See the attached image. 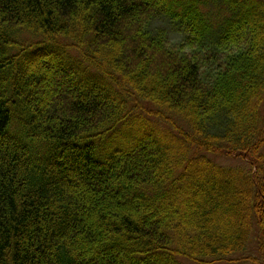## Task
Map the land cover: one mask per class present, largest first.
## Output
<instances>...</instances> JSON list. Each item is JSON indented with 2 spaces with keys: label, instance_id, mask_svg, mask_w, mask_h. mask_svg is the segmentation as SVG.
Listing matches in <instances>:
<instances>
[{
  "label": "trees",
  "instance_id": "trees-1",
  "mask_svg": "<svg viewBox=\"0 0 264 264\" xmlns=\"http://www.w3.org/2000/svg\"><path fill=\"white\" fill-rule=\"evenodd\" d=\"M185 260L264 264V0H0V264Z\"/></svg>",
  "mask_w": 264,
  "mask_h": 264
},
{
  "label": "rangeland",
  "instance_id": "rangeland-1",
  "mask_svg": "<svg viewBox=\"0 0 264 264\" xmlns=\"http://www.w3.org/2000/svg\"><path fill=\"white\" fill-rule=\"evenodd\" d=\"M148 30L156 35L160 34L164 36L166 39H168L171 43H178L181 40V34L174 29V27L168 23L167 20L165 19H155L153 20L149 27ZM120 133L117 134V137H119ZM102 144H109L111 145L112 141L110 139V134L108 137L104 138L101 141ZM113 145V144H112ZM114 147V145H113ZM112 148V147H111ZM110 148V149H111ZM115 149V148H114ZM215 162L223 165H236L239 163H242L241 158L235 157V156H226V155H209ZM100 159V158H99ZM83 185V184H82ZM87 189L90 192L94 191L96 188L87 186ZM252 254H256V249H252L250 251ZM188 264H193L189 260H185ZM212 264H251L249 262H245L243 260L234 262V263H229V262H218V263H212Z\"/></svg>",
  "mask_w": 264,
  "mask_h": 264
}]
</instances>
